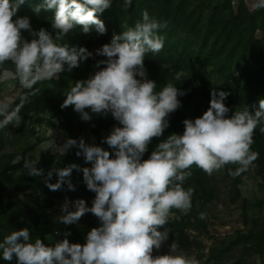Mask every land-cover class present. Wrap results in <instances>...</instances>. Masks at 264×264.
Instances as JSON below:
<instances>
[{
	"label": "clouds",
	"instance_id": "obj_1",
	"mask_svg": "<svg viewBox=\"0 0 264 264\" xmlns=\"http://www.w3.org/2000/svg\"><path fill=\"white\" fill-rule=\"evenodd\" d=\"M26 2L30 0H0V70L12 64L16 79L26 90L15 107L0 101V130L22 120L21 108L40 93L37 84L58 78L59 73L70 72L93 56L85 47L70 46L68 37L77 30L105 34V24L97 14L112 4V0H40L32 6L36 14L42 9L54 11L50 32L43 27L33 29L29 17L18 15ZM132 3L124 0L123 7ZM254 7L264 9V0H255ZM167 28L168 21L144 10L140 20L131 26L123 24L120 34L96 50L106 57L96 62L98 70L64 94L61 107L73 106L81 120L90 121L91 114L111 115L119 125L102 141L111 151L83 138L67 139L63 154L75 147L76 155H83L91 167L72 164L49 171L44 179L52 191L64 185L75 191L72 172H82L87 190L95 194L91 206L83 198L70 201L66 197L59 223L75 225L91 213L100 226L87 233L84 244L70 243L67 238L45 244L39 237L33 239L28 228L11 231L0 239V260L15 259V264H200L196 257L179 251L176 242L164 254L153 253L169 238L165 225L172 211L187 215L193 208L195 189L184 187L193 166L211 176L235 165L234 170L227 168L235 178L253 165L259 155L252 150L253 137L264 124V99L253 111L244 106L230 114L225 104L230 93L212 90L208 109L198 118L184 119L182 134L168 135L143 159L153 138L162 137L169 127L170 114L182 106L178 97L185 95L172 83L157 91V83L147 78L144 61L149 54L155 56L163 50L161 31ZM38 162L25 160L28 176L44 175ZM53 171L55 183L50 182ZM206 217L207 213H199L201 220Z\"/></svg>",
	"mask_w": 264,
	"mask_h": 264
},
{
	"label": "trees",
	"instance_id": "obj_2",
	"mask_svg": "<svg viewBox=\"0 0 264 264\" xmlns=\"http://www.w3.org/2000/svg\"><path fill=\"white\" fill-rule=\"evenodd\" d=\"M234 0H133L130 7H123L124 0H112L111 6L103 13H99L106 27L105 34L92 33V39L85 44L75 46L85 47L90 51L93 40L106 44L114 34L123 31V24L134 25L141 19V14L147 10L151 16L168 21V28L162 30L165 37L163 50L155 55L146 57L144 66L147 78L157 83L159 91L167 83L181 88L185 95L178 97L182 106L170 114L169 127L160 138H153L148 152L143 159H147L156 145L172 133L182 134L183 120L188 119L186 109L193 105L200 108L201 100L206 99L210 104L212 90H223L230 93L225 104L237 106L241 109L247 106L250 111L254 106L258 108L259 100L264 99V9H249L244 0H238L236 7ZM40 0H30L18 10L19 16H27L38 29L41 27L52 31V10H41L39 14L33 11V5ZM260 31V35L257 32ZM75 33H81L78 30ZM72 35L68 37V43ZM10 64V63H7ZM87 61L82 62L70 72L59 73L58 78L40 82L35 87L40 93L32 97L25 104L27 111L42 112L50 109L59 116L64 125L61 134L63 139H75L66 130L73 124L82 125L89 122L90 132L97 135L100 131H107L118 125L115 119L92 115L90 121L78 119L73 106L61 107L67 91L75 82L89 77L84 68ZM11 68L10 65L6 66ZM180 79L175 77L178 74ZM67 83L70 88L65 90ZM19 84V82H18ZM20 97L26 90L19 84ZM19 97V99H20ZM205 101V100H204ZM252 150L257 152L258 158L253 162L258 173L264 179V136L259 128L254 133ZM78 141V140H77ZM88 143V142H86ZM91 144V143H89ZM107 150V145L96 144ZM25 147L16 155L3 151V135L0 131V239L14 230L28 228L30 235L40 238L45 244H54L65 238L70 243L84 244L87 233L94 227H99L98 219L88 213L83 222L75 225H64L59 220L45 218L41 213L42 206H52L55 199L86 198L93 192L87 190L83 182V174L73 170L72 183L75 191L68 190L64 185L61 190L52 191L44 183L47 173L53 169H61L72 164L91 167L86 163L83 155L77 156L75 147L63 154V151H44L39 153L37 167L44 169L43 176H28L23 167L26 154L34 148ZM235 165L227 168L235 169ZM227 168L220 173L232 186H238L241 174L235 178L228 174ZM57 176L53 171L51 183H55ZM184 187L195 189L192 197L193 208L184 215L173 210L169 222L165 225L173 236V241L179 245V250L185 251L197 247L200 241L191 235V231H201L209 235L206 219L201 220L199 213L206 212V204L217 196L212 177L201 169L193 166L192 175L187 179ZM163 230V229H161ZM71 235L65 237L64 233ZM59 233V234H58ZM257 256L259 264H264V227L248 228L245 232L236 231L227 239H215L210 247L205 264H226L235 259L242 264L246 258ZM0 264H15L0 260Z\"/></svg>",
	"mask_w": 264,
	"mask_h": 264
},
{
	"label": "rangeland",
	"instance_id": "obj_3",
	"mask_svg": "<svg viewBox=\"0 0 264 264\" xmlns=\"http://www.w3.org/2000/svg\"><path fill=\"white\" fill-rule=\"evenodd\" d=\"M249 9H255V0H244ZM238 4V0L233 1L234 7ZM33 29L39 30L38 27L30 22ZM25 37L31 39L30 35L25 32ZM260 35V31L257 32ZM92 33H74L70 44L78 45L85 44L92 38ZM104 43L101 41L93 40L90 52L93 53L92 57H89L87 65L84 68L82 78L85 76V72L88 76L94 74L98 69L95 68L97 61L106 59V57L96 54V50L102 47ZM10 65L11 68L6 66ZM103 67V66H101ZM84 75V76H83ZM59 77V74H58ZM88 78V77H87ZM86 78V79H87ZM71 83H67L65 90L70 88ZM20 87L18 80L15 76V69L12 64H6L3 70H0V101L8 102L13 107L20 103ZM205 100V101H204ZM201 100V106L198 108L193 105L186 109L188 119H195L200 117L209 107L206 99ZM231 112L235 110H242L237 106L227 105ZM22 120L18 124L9 125L7 129L0 130L3 135V151L5 153H15L19 155L25 147L34 148L26 154V159L31 158L33 160L38 159V155L44 151H63V145L66 142L61 136L64 131L63 120L53 113L50 109H46L42 112L27 111L24 106L20 110ZM76 116L80 119V115L76 112ZM117 125H114L115 127ZM92 125L89 122H85L82 125L73 124V126L66 130L70 135L75 136L79 141L83 138L85 142L91 144H102L103 138L106 137L113 127L107 131H100L97 135L90 132ZM264 127V124L259 125L257 128ZM264 136V132H261ZM108 146V145H107ZM107 150L111 151L109 146ZM212 181L217 190V196L206 204V224L209 235L201 231H191V235L196 237L200 244L197 247L189 250H179L187 253L189 256L196 257L200 264L206 263L210 247L213 245L215 239H227L235 234L236 231L245 232L248 228L257 229L264 227V179H262L258 173L256 165H252L249 169L241 173V182L238 186H232L226 181L224 176L220 173H214L211 175ZM95 194L84 198L91 206V201ZM79 198H71L70 201H74ZM65 199H55L52 206H42L41 213L45 218L59 220L61 215L60 208ZM88 213L81 217L79 222L87 217ZM173 236L169 232V238L162 245L161 249L154 250V255L164 254L168 252L169 246L173 243ZM260 259L257 256L248 257L242 264H259ZM226 264H237L235 259H230Z\"/></svg>",
	"mask_w": 264,
	"mask_h": 264
}]
</instances>
